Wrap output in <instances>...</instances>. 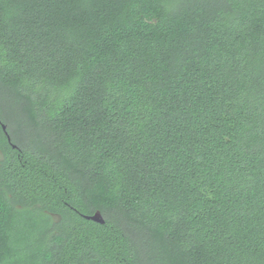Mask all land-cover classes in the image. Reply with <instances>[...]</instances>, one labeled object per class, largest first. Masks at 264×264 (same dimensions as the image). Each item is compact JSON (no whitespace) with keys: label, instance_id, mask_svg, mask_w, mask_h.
<instances>
[{"label":"trees","instance_id":"obj_1","mask_svg":"<svg viewBox=\"0 0 264 264\" xmlns=\"http://www.w3.org/2000/svg\"><path fill=\"white\" fill-rule=\"evenodd\" d=\"M0 264H264V0H0Z\"/></svg>","mask_w":264,"mask_h":264},{"label":"water","instance_id":"obj_2","mask_svg":"<svg viewBox=\"0 0 264 264\" xmlns=\"http://www.w3.org/2000/svg\"><path fill=\"white\" fill-rule=\"evenodd\" d=\"M3 128L5 129V127H3ZM8 140H10L9 137H8ZM85 218L91 219V220L99 222V223L104 222V219L102 218V216L99 213H95L93 215H87V216H85Z\"/></svg>","mask_w":264,"mask_h":264}]
</instances>
